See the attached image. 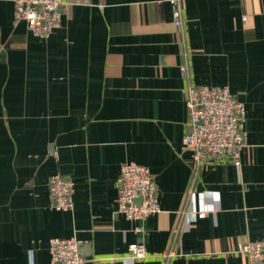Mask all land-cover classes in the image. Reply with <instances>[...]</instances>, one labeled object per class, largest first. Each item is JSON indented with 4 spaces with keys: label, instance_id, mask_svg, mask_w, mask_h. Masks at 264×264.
<instances>
[{
    "label": "crops",
    "instance_id": "0c3cea01",
    "mask_svg": "<svg viewBox=\"0 0 264 264\" xmlns=\"http://www.w3.org/2000/svg\"><path fill=\"white\" fill-rule=\"evenodd\" d=\"M42 38L0 0V264H50L75 237L84 264H264V0H64ZM219 85L244 102L240 166L194 168L182 149L185 88ZM146 165L160 210L117 211L123 162ZM74 183L51 205L48 177ZM147 255L128 257V245Z\"/></svg>",
    "mask_w": 264,
    "mask_h": 264
},
{
    "label": "built area",
    "instance_id": "2783aa9c",
    "mask_svg": "<svg viewBox=\"0 0 264 264\" xmlns=\"http://www.w3.org/2000/svg\"><path fill=\"white\" fill-rule=\"evenodd\" d=\"M172 6V21H182L181 0H165ZM64 0H13L14 22L23 21L31 33L46 38L60 26L61 15L67 8ZM185 103L189 113L188 130L182 140V149L190 152L194 168L204 163L228 161L240 166V152L245 145L243 120L244 102L234 96L228 87L195 85L185 88ZM74 183L60 173L48 177L51 205L57 210L73 208ZM117 211L129 219H145L157 213L158 189L150 169L134 161L123 162L117 177ZM128 257L147 255L144 244L128 245ZM240 251L253 263L264 262V239L244 243ZM50 264H84L75 237L49 239Z\"/></svg>",
    "mask_w": 264,
    "mask_h": 264
}]
</instances>
